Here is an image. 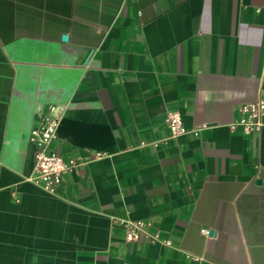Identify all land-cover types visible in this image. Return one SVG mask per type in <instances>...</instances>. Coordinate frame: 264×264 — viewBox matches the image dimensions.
Returning a JSON list of instances; mask_svg holds the SVG:
<instances>
[{
    "label": "crops",
    "instance_id": "1",
    "mask_svg": "<svg viewBox=\"0 0 264 264\" xmlns=\"http://www.w3.org/2000/svg\"><path fill=\"white\" fill-rule=\"evenodd\" d=\"M262 95L264 0H0V264H264V126L230 127ZM49 104L83 162L55 193L31 180ZM137 218L172 243L126 241Z\"/></svg>",
    "mask_w": 264,
    "mask_h": 264
},
{
    "label": "built area",
    "instance_id": "2",
    "mask_svg": "<svg viewBox=\"0 0 264 264\" xmlns=\"http://www.w3.org/2000/svg\"><path fill=\"white\" fill-rule=\"evenodd\" d=\"M239 117L230 123L232 129L240 128L244 133L255 134L264 126V96L256 101L244 102L239 106ZM61 109L56 104H49L38 122L32 127L29 140L35 146L33 176L31 180L45 191L55 193L62 184V178L72 169L83 162L80 159L65 158L59 151L52 149V143L57 136V126L60 120ZM172 136L187 133H197L196 128L185 124L178 110H170L165 118ZM98 156L102 152L96 153ZM124 231V238L128 242L147 238L151 242L160 241L166 245L172 243L171 238L162 237L159 230L151 231L153 221L149 218L121 219L119 221ZM208 233V228H202Z\"/></svg>",
    "mask_w": 264,
    "mask_h": 264
},
{
    "label": "water",
    "instance_id": "3",
    "mask_svg": "<svg viewBox=\"0 0 264 264\" xmlns=\"http://www.w3.org/2000/svg\"><path fill=\"white\" fill-rule=\"evenodd\" d=\"M66 38H67V35L64 34V35H63V39H66ZM91 53H92V49L89 50V51H85V54L87 55L86 58H87ZM85 54H83V57H81L80 62H83L84 59H86L85 56H84ZM213 232H214V229H210V230H209V233H210V234H212Z\"/></svg>",
    "mask_w": 264,
    "mask_h": 264
}]
</instances>
